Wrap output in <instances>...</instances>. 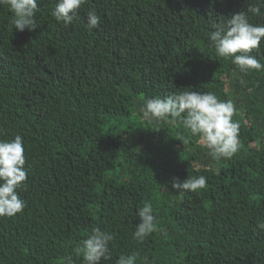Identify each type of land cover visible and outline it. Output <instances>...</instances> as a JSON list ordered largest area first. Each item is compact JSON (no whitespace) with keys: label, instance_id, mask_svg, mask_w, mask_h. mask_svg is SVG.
<instances>
[{"label":"trees","instance_id":"16d2710c","mask_svg":"<svg viewBox=\"0 0 264 264\" xmlns=\"http://www.w3.org/2000/svg\"><path fill=\"white\" fill-rule=\"evenodd\" d=\"M259 0H87L64 27L39 0L35 30L19 32L0 5V138L24 139L23 213L0 218V264H62L100 227L112 259L137 264H264V70L240 72L207 42L214 25ZM95 9L100 25L86 28ZM264 64V40L252 52ZM232 100L241 148L214 160L180 122L149 124L147 98L184 90ZM190 138L188 145L179 140ZM204 175L205 189L168 183ZM151 202L159 231L132 238ZM76 264H81L78 259Z\"/></svg>","mask_w":264,"mask_h":264},{"label":"clouds","instance_id":"9594fccd","mask_svg":"<svg viewBox=\"0 0 264 264\" xmlns=\"http://www.w3.org/2000/svg\"><path fill=\"white\" fill-rule=\"evenodd\" d=\"M264 2V0H259ZM87 0H55L52 16L64 27L70 26L79 18L80 9ZM0 5L7 6L11 15L10 25L13 29L23 32L35 30L36 13L39 11V0H0ZM249 13L261 14V9L250 4L247 11L231 14L229 18L214 25V31L207 35L210 48L215 55L229 59L242 73L252 70H264V64L252 52L259 49L264 40V24L251 22ZM86 28L96 29L101 23V16L95 9L86 12ZM236 105L232 100H221L211 91L184 90L171 95H156L147 98L139 108L141 118L149 124L180 122L188 129L192 137H198L207 154L214 160H231L240 150V122L233 120ZM183 145L190 143V138L182 135L179 139ZM25 144L21 135L0 138V218H12L23 213L27 204L20 191L28 179L25 167ZM177 191L205 189L207 178L204 175H188L181 180L172 177L168 182ZM137 217L140 222L131 235L142 244L154 232L159 231L156 210L151 202L138 206ZM264 230V222L258 223ZM114 240L111 232L94 227L91 233L71 247V251L60 259L62 264H100L112 259L110 244ZM136 254L120 255L115 264H137ZM143 264H149L143 258Z\"/></svg>","mask_w":264,"mask_h":264}]
</instances>
